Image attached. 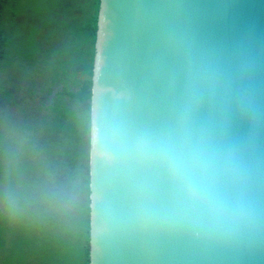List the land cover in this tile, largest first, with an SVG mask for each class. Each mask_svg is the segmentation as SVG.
Listing matches in <instances>:
<instances>
[{
  "label": "water",
  "instance_id": "obj_1",
  "mask_svg": "<svg viewBox=\"0 0 264 264\" xmlns=\"http://www.w3.org/2000/svg\"><path fill=\"white\" fill-rule=\"evenodd\" d=\"M88 264H264V0H99Z\"/></svg>",
  "mask_w": 264,
  "mask_h": 264
},
{
  "label": "rangeland",
  "instance_id": "obj_2",
  "mask_svg": "<svg viewBox=\"0 0 264 264\" xmlns=\"http://www.w3.org/2000/svg\"><path fill=\"white\" fill-rule=\"evenodd\" d=\"M91 2L9 0L0 13V264H83L81 118L64 78Z\"/></svg>",
  "mask_w": 264,
  "mask_h": 264
},
{
  "label": "trees",
  "instance_id": "obj_3",
  "mask_svg": "<svg viewBox=\"0 0 264 264\" xmlns=\"http://www.w3.org/2000/svg\"><path fill=\"white\" fill-rule=\"evenodd\" d=\"M9 0H0V13L3 7L8 3ZM99 0H92L90 3V11L87 14L81 12L78 16V27L79 30L87 35V39L81 45L80 55L78 58H74L71 62V71L67 73L64 79L71 80L74 82L75 89L68 90L65 92L67 95L77 102L79 106L78 113L80 114V166H81V176H80V187L81 188V202L82 208L85 215V228L83 231V255L82 263L88 264V158H89V129H90V99H91V72L93 63V46L95 40L96 32V18L98 10ZM80 23V24H79ZM3 38L0 32V59L2 58V48H3Z\"/></svg>",
  "mask_w": 264,
  "mask_h": 264
}]
</instances>
